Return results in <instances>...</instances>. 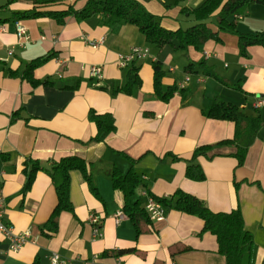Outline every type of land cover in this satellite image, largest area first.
Wrapping results in <instances>:
<instances>
[{
  "label": "crops",
  "instance_id": "obj_1",
  "mask_svg": "<svg viewBox=\"0 0 264 264\" xmlns=\"http://www.w3.org/2000/svg\"><path fill=\"white\" fill-rule=\"evenodd\" d=\"M7 1L0 0V6ZM138 1L161 16L165 26L175 28L185 16L180 13L181 7H196L203 0H181L170 7L166 5L170 0ZM29 7L17 0L1 10L0 17ZM99 20V16L82 21L69 16H42L0 24V189L5 197L4 222L15 233L31 231L30 241L17 252L11 251L9 240L0 235V264H31L37 256L40 264H51L54 253L59 256V264H225V257L217 251L216 237L210 232L199 234L203 222L193 215L170 209L163 219L144 224L137 235L123 212L122 192L113 188L101 172L110 165L122 172L133 166L144 183L134 196L144 205L150 192L169 196L181 189L202 199L213 211L239 207L244 226L257 244L254 264H264V128L238 166L233 156L236 145L218 144L234 135V124L206 118L201 111L215 96L237 104L242 111L254 108V96H264V46H248L243 55L236 36L224 34L220 41L208 40L200 51L196 47L182 50L185 60H204L220 77L239 81L242 91L194 72L196 88L189 89L190 78L181 92L175 91L163 101L154 94L152 62L159 59L157 55L137 59L126 68L117 65L119 54L133 46H147L138 28L132 24L106 26ZM17 24L26 29L24 37L18 35ZM237 28L244 33L264 31V5L251 4L244 16L237 18ZM101 38L103 44L92 48L91 43ZM205 51L212 56H205ZM45 55L50 57L32 73L35 79L49 83L33 84L24 76L26 64ZM93 64L102 66L100 80L89 75L88 67ZM132 67L137 68L140 85L130 94L113 93L114 87L127 81ZM182 74H187L184 68ZM180 81L164 74L163 88L177 86ZM218 85L237 96L224 95L217 89L208 93ZM92 109L114 116L115 129L104 141L92 139L96 132L88 118ZM257 109L264 117V106ZM205 143L211 144L209 153L216 155L194 159L205 178L191 180L185 175L187 163L194 149ZM67 155L83 157L96 165L97 191H91L80 171H72L70 199L74 212H61L57 232L47 237L41 229L56 203L55 189L49 175L41 170L23 192L27 174L24 161L31 158L48 165ZM116 211L124 213L118 221L114 218ZM91 215L100 219L99 236L93 233ZM128 248L134 250L116 253ZM117 256L120 263L115 260Z\"/></svg>",
  "mask_w": 264,
  "mask_h": 264
},
{
  "label": "trees",
  "instance_id": "obj_2",
  "mask_svg": "<svg viewBox=\"0 0 264 264\" xmlns=\"http://www.w3.org/2000/svg\"><path fill=\"white\" fill-rule=\"evenodd\" d=\"M17 0H8L0 6V11L7 9L9 4ZM30 5L29 8L18 11H11L10 16L0 17V24L8 20H19L24 18L61 17L69 16L76 21L99 16L100 23L106 26L117 24L135 25L145 37L149 47L160 50L166 45H172L174 49L184 50L186 45L198 47L204 45L210 39L221 40L222 35L232 34L237 38V47L241 54H246V48L252 45L264 46V31L252 33L240 32L237 28V18L244 16L251 4L264 5V0H203L196 7L183 6L180 13L185 16H192L195 21V32L189 35L180 25L170 28L162 23V17L145 8L138 0H19ZM181 0H170L166 3L168 7L179 3ZM80 2V5H77ZM50 55L32 60L26 64L24 76L33 84H48L47 80H38L33 77V70L41 62L46 61ZM198 66V67H197ZM195 67H197L195 69ZM154 72V94L163 101H167L175 92H181L183 88L176 85L163 88L162 79L164 71L162 63L155 58L152 62ZM184 70L189 73H201L217 79L225 87L242 91L239 81H230L220 77L215 71L207 66L204 60L197 62L190 61ZM141 83L137 68L132 67L127 81L113 88V93L130 94L135 86ZM206 118L213 120H228L234 124L235 132L230 138L218 141V144H235L236 151L233 156L237 165L243 164L247 150L257 137L259 131L264 128V117L257 108L249 111H242L233 102L226 101L215 96L210 104L201 108ZM88 118L95 124L96 132L92 137L96 141H104L106 136L115 129V119L111 112H97L94 109L88 113ZM211 144L198 145L190 161L186 166L185 175L195 181H202L205 174L199 163L195 162L198 156L211 158L216 153H209ZM178 159L177 156H174ZM96 165L88 162L77 155L63 156L57 160L49 161L48 165L37 159L26 158L23 171L27 172L22 191H27L38 171H45L53 183L56 203L41 229L42 234L52 237L58 230V216L61 212H74L70 199L71 172L80 171L91 191L96 194L95 185ZM112 183L113 188L120 190L123 194V212L133 224L136 234L143 230L144 224L152 222L145 205L139 198H135V191L139 186H144L141 176L131 166L126 172H122L115 165H110L106 171H101ZM151 196L162 205L165 213L170 209L180 211L200 218L203 222L199 234L204 232L212 233L217 240V251L225 257V264H254L257 244L252 234L245 228L243 216L239 207L229 211H213L207 204L197 196L176 189L169 196H158L150 192ZM133 248L118 249L117 254L132 252ZM106 253V252H105ZM31 264H40L39 257H35Z\"/></svg>",
  "mask_w": 264,
  "mask_h": 264
},
{
  "label": "built area",
  "instance_id": "obj_3",
  "mask_svg": "<svg viewBox=\"0 0 264 264\" xmlns=\"http://www.w3.org/2000/svg\"><path fill=\"white\" fill-rule=\"evenodd\" d=\"M17 32L18 35L21 37L25 36L26 29L17 24ZM104 42V38L96 40L95 42L91 43L92 48H97L102 45ZM11 54V51H8ZM150 55V49L147 46H133L127 53H121L117 59V65L120 68L128 67L132 62L137 59L147 57ZM204 55L207 57L212 56L210 52L205 51ZM155 60V58L153 59ZM84 69V68H82ZM89 75L96 79L100 80L102 78V66L101 65H89L88 67ZM190 81V75L186 74L184 79L178 83L179 88H183L187 82ZM253 107L260 108L264 106V96L256 95L254 96L253 100ZM4 207H5V197L3 196L1 189H0V235L4 236L9 240V249L13 252H17L26 242L30 241L31 239V231L30 229H26L24 231L15 233L12 231L11 227L4 222ZM145 208L149 213L151 220H161L165 217V209L162 207L160 203H158L152 196L148 197L147 202L145 203ZM124 213L122 211H116L114 213V218L116 221L123 218ZM90 221L93 224V233L96 236L100 234V219L96 215L90 216ZM117 263L121 262L119 256L115 257ZM50 263L51 264H59V256L57 254H52L50 256Z\"/></svg>",
  "mask_w": 264,
  "mask_h": 264
},
{
  "label": "rangeland",
  "instance_id": "obj_4",
  "mask_svg": "<svg viewBox=\"0 0 264 264\" xmlns=\"http://www.w3.org/2000/svg\"><path fill=\"white\" fill-rule=\"evenodd\" d=\"M80 4L81 3L78 2L77 5H80ZM179 24L184 30H186V32L189 35L194 34V32H195V21H194L192 16H183V19H180ZM147 47L150 49V55L151 54L157 55V57L161 61L162 69H163L165 75L176 76L180 80L184 79L185 76L182 74V70H183L184 66H186L190 62L187 59L185 60V58H184L185 52H182V50L176 51L172 45H166V46L162 47L160 50H157L154 47H149L148 45H147ZM192 47L193 46L186 45L185 49L187 50V49L192 48ZM203 47H204L203 45H200L196 48L200 51L203 49ZM186 50H184V51H186ZM171 68H176V69L174 72H171L170 71ZM189 75H190V78L192 79V81L190 82L189 89L192 90V89L196 88V83H195L196 78L194 77L193 73H189ZM205 77L206 76H204V78ZM211 81H214V80L211 79ZM219 86L220 85H218V87ZM223 86H220L221 88H219V89H218V87L215 89L213 88L208 93H211V91L215 92L217 89L220 91V93H224V95H226V94L230 95L231 93H234V95L237 96V94H235L236 92H233L232 90H228V89L224 88ZM197 87H199V86H197ZM200 87H204V85H202V86L200 85ZM246 108L250 109L249 106ZM262 113L264 115V109L262 110Z\"/></svg>",
  "mask_w": 264,
  "mask_h": 264
}]
</instances>
